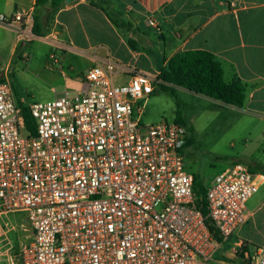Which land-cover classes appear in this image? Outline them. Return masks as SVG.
<instances>
[{
	"label": "built area",
	"instance_id": "built-area-1",
	"mask_svg": "<svg viewBox=\"0 0 264 264\" xmlns=\"http://www.w3.org/2000/svg\"><path fill=\"white\" fill-rule=\"evenodd\" d=\"M33 24V10L0 15V26H19V43L34 38ZM84 78L87 90L63 89L28 106L33 136L11 82H0V215L25 214L32 233L1 264H264V248L225 249L247 221L257 175L243 163L217 175L207 186L205 217L182 154L190 129L144 125L141 108L134 116L157 78L110 61ZM221 251L229 263L217 257Z\"/></svg>",
	"mask_w": 264,
	"mask_h": 264
},
{
	"label": "crops",
	"instance_id": "crops-1",
	"mask_svg": "<svg viewBox=\"0 0 264 264\" xmlns=\"http://www.w3.org/2000/svg\"><path fill=\"white\" fill-rule=\"evenodd\" d=\"M66 1L55 8L40 5L37 0H0V15L13 16L16 12L33 10L37 31L43 30L46 34L38 37H56L49 39L55 46L73 49L80 44L83 51H92L89 70L106 66L110 61L120 69L157 78L160 68L175 54L206 51L222 64L225 81L239 79L245 85L247 99L242 108L264 123V0H109V12L118 23L126 25L125 29L117 28L106 12L87 0ZM150 20L155 22V27L149 26ZM0 28L17 32L19 26ZM20 46L17 39L11 51L12 64L19 56ZM27 56L23 46L17 59L21 65L23 60H28ZM44 67L51 75L56 74L50 61ZM85 74L71 76V81L82 86L79 90L88 89ZM38 76L49 86L53 99L63 89L79 91L67 87L70 76L63 71L62 83ZM235 163L245 164L257 175L260 185L247 202V221L225 249L241 243L253 253L256 248H264V150L257 162L238 160ZM21 215H0V264L10 248L16 250L31 241V230ZM230 260L231 255L227 253L221 261L229 263Z\"/></svg>",
	"mask_w": 264,
	"mask_h": 264
},
{
	"label": "rangeland",
	"instance_id": "rangeland-1",
	"mask_svg": "<svg viewBox=\"0 0 264 264\" xmlns=\"http://www.w3.org/2000/svg\"><path fill=\"white\" fill-rule=\"evenodd\" d=\"M98 5L103 6L100 3ZM32 27L34 28V24ZM38 34L45 33L41 30ZM17 36L15 31L0 28V78L11 82L17 103L28 107L34 103L55 99L49 86L43 83L38 74L60 82L63 71L70 76L67 77L70 79L67 83L70 90L82 88L71 81V76H82L88 72L92 66L89 57L92 51H83L80 44L73 49L55 46L49 39L54 40L56 37L45 39L34 34L30 42H20L22 46L18 48L19 56L12 64L11 51ZM23 46L28 60H23L21 65L17 59ZM47 61L51 62L56 74L51 75L49 70L45 69ZM119 78L124 80L127 77L120 75ZM116 82L117 85L122 83L118 81V77ZM160 83L156 79L155 92L147 99L139 101L135 106L134 116L139 118L138 109L141 108V123L144 125L173 123L178 118L186 121L187 127L193 130L190 131V144L182 150L187 173L197 176L205 186H209L217 175L231 168L234 162H257L261 159L264 150V123L251 117L245 108L226 106L185 88L172 86L175 98L160 91ZM21 216L25 218V214ZM221 254L225 256L223 252ZM217 257L224 258L219 254Z\"/></svg>",
	"mask_w": 264,
	"mask_h": 264
},
{
	"label": "trees",
	"instance_id": "trees-1",
	"mask_svg": "<svg viewBox=\"0 0 264 264\" xmlns=\"http://www.w3.org/2000/svg\"><path fill=\"white\" fill-rule=\"evenodd\" d=\"M64 1L65 0H37V3L56 8L61 6ZM89 2L92 6L100 8L106 12L108 18L117 28H126V25L118 23L109 12L107 8L110 2L109 0H89ZM98 3L103 6L100 7ZM33 33L40 36L35 24ZM157 79L161 82L159 85L160 91L166 92L173 97H175V92L172 86H177L185 88L186 90L194 92L198 95L221 102L226 106L242 108L247 99L245 85L239 79H234L230 82L225 81L222 64L214 55L202 50H191L175 54L166 61V65L164 67L160 68ZM3 81L4 79L0 78V82ZM214 106L223 107L222 105ZM18 107L24 118L26 134L29 136L35 135L36 120L31 115L29 108L23 106L22 103H18ZM176 122L187 126L186 121L181 118H178ZM190 131L193 130L190 128ZM190 142L191 140H188L187 145L190 144ZM194 190L195 207L200 210L205 217H207V186H205L195 175ZM207 224L210 230L215 232V227L212 225L210 220H207ZM214 236L216 240L221 241L218 233H214Z\"/></svg>",
	"mask_w": 264,
	"mask_h": 264
},
{
	"label": "water",
	"instance_id": "water-1",
	"mask_svg": "<svg viewBox=\"0 0 264 264\" xmlns=\"http://www.w3.org/2000/svg\"><path fill=\"white\" fill-rule=\"evenodd\" d=\"M74 1H76V0H67L66 2H67V3H72V2H74ZM87 1H89V0H87Z\"/></svg>",
	"mask_w": 264,
	"mask_h": 264
}]
</instances>
